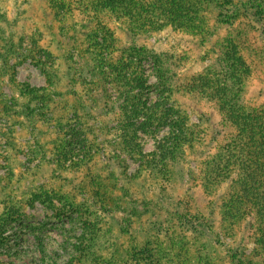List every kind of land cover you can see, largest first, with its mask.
<instances>
[{
  "label": "rangeland",
  "instance_id": "1",
  "mask_svg": "<svg viewBox=\"0 0 264 264\" xmlns=\"http://www.w3.org/2000/svg\"><path fill=\"white\" fill-rule=\"evenodd\" d=\"M109 1L0 0V264H264L256 211L227 217L239 166L211 171L238 128L191 86L264 108V0H181L178 23ZM125 52L155 110L134 148L107 65Z\"/></svg>",
  "mask_w": 264,
  "mask_h": 264
},
{
  "label": "trees",
  "instance_id": "2",
  "mask_svg": "<svg viewBox=\"0 0 264 264\" xmlns=\"http://www.w3.org/2000/svg\"><path fill=\"white\" fill-rule=\"evenodd\" d=\"M160 2L158 11L148 14L147 9L139 5L137 1L131 0H110V8L113 11L126 12L132 14L138 22H146L145 19H157V17L164 16L178 23L177 10L181 0H158ZM187 0H183L184 2ZM180 6H183L181 3ZM158 14V15H157ZM177 17V18H176ZM136 54V53H135ZM135 54L124 53L118 60L122 59V69L116 68L120 62H112L111 57H107L108 71L116 76L117 80L128 79L129 83L125 93V118L128 119L127 139L129 146L134 148L139 146V142L134 139L138 134V129L141 125H137L136 120L140 118L141 114L147 116V120L142 125L144 126L152 116L155 110L150 108L144 100L145 86L144 75L137 74L135 69ZM161 65V64H160ZM159 65V66H160ZM237 66V65H236ZM115 69H114V68ZM132 69V71H130ZM239 70V69H238ZM240 71V70H239ZM160 85L165 86L168 77L163 69H159ZM219 76H200L197 77L191 84L193 91H197L201 96L209 94L218 98L220 105L225 109L227 116L236 124L238 133L231 139L227 148L212 161L211 171L216 173H230L233 166H239L241 175L234 186L233 195L230 202L226 206L227 217L234 221L241 218L243 211L246 209H253L257 215V243L262 248L264 255V108L260 109H245L240 107L237 102L229 101L225 97V82L219 79ZM141 88V90H140ZM136 90V91H135ZM211 92V93H209ZM213 93V94H212ZM142 126V127H143ZM174 133V132H173ZM172 144L164 150V156H173L174 150L178 149L182 144L181 132L174 134L171 137ZM153 164V163H151ZM221 173V174H223Z\"/></svg>",
  "mask_w": 264,
  "mask_h": 264
}]
</instances>
